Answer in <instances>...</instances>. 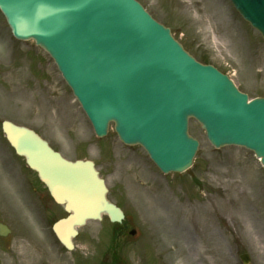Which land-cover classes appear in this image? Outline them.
Masks as SVG:
<instances>
[{
	"label": "rangeland",
	"instance_id": "obj_1",
	"mask_svg": "<svg viewBox=\"0 0 264 264\" xmlns=\"http://www.w3.org/2000/svg\"><path fill=\"white\" fill-rule=\"evenodd\" d=\"M138 1L198 60L228 74L250 98L264 97V42L230 0ZM4 120L34 129L69 158L97 162L109 197L140 232L131 245L118 239L128 263L143 264L138 241L151 237L178 264H242L243 253L264 264V168L252 152L215 149L192 120L190 132L200 141L194 165L165 175L141 147L124 146L113 127L96 138L54 61L33 41L15 40L0 12V222L12 230L0 236L1 264H76L78 257L111 264L112 242L105 219L82 229L77 252L54 245L41 214L56 220L64 212L7 142Z\"/></svg>",
	"mask_w": 264,
	"mask_h": 264
},
{
	"label": "water",
	"instance_id": "obj_2",
	"mask_svg": "<svg viewBox=\"0 0 264 264\" xmlns=\"http://www.w3.org/2000/svg\"><path fill=\"white\" fill-rule=\"evenodd\" d=\"M231 1L264 38V0ZM0 10L17 39L34 40L54 59L99 137L114 123L119 139L143 147L163 173H182L199 148L189 133L195 119L215 148L244 147L264 165V98L249 101L228 76L199 63L138 1L0 0ZM2 128L66 205L69 217L54 226L61 243L72 249L76 227L102 215L122 222L92 161L65 159L28 127L4 121Z\"/></svg>",
	"mask_w": 264,
	"mask_h": 264
},
{
	"label": "flooded vegetation",
	"instance_id": "obj_3",
	"mask_svg": "<svg viewBox=\"0 0 264 264\" xmlns=\"http://www.w3.org/2000/svg\"><path fill=\"white\" fill-rule=\"evenodd\" d=\"M48 197L50 199V202L52 201V204L56 205L53 199L51 198V196L49 195ZM62 209L64 211V208ZM46 218H47L46 219L47 223L49 224L51 218L50 219L48 217ZM81 232H82V229L79 231L78 237L81 235ZM78 237L74 240V249L72 250L71 254L74 252H77L79 248L78 243H77ZM147 239H148L147 241L138 243V246H140L138 247V249L142 251V257L140 259L143 262V264H178L179 260L173 257L172 252L169 251L168 248H164L162 244H160L159 242L153 241L151 237ZM66 252L68 251L66 250ZM171 256L173 257V259L171 258ZM85 262L86 260L84 259V257L75 258L76 264H84ZM62 263L68 264L65 261H63Z\"/></svg>",
	"mask_w": 264,
	"mask_h": 264
}]
</instances>
